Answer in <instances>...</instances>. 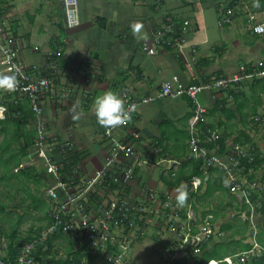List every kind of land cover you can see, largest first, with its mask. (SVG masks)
Instances as JSON below:
<instances>
[{
    "label": "crops",
    "instance_id": "obj_1",
    "mask_svg": "<svg viewBox=\"0 0 264 264\" xmlns=\"http://www.w3.org/2000/svg\"><path fill=\"white\" fill-rule=\"evenodd\" d=\"M221 1L79 0L81 25L70 29L65 23L62 0H0L1 8L7 9L3 19L16 33L27 64L37 67V73L43 77H54L55 91L42 94V118L49 138L72 142L77 151L84 152V159L79 163L82 178H91L101 170L111 149L110 141L104 136L105 128L99 126L94 114V101L105 91L111 90L123 97V90L129 88L132 97L139 101L157 96L163 82L174 75L189 84L216 76L233 78L239 74L241 65L255 66L257 61L254 62V55L259 56L260 60L264 58V36L251 34L250 26H247V15L259 22L264 20V6L255 0H233L232 9H239L235 20L240 26L230 30L236 35L241 28L245 33L244 38L234 41L233 47L222 44V51L214 49L219 47V41L211 43L213 24L210 20L207 22V15L215 11L219 16L224 8ZM223 3L224 6L229 4ZM168 17L188 20L190 25L191 18L196 17L197 24L192 28L195 34L190 35L191 31L186 35L189 43L179 52L160 49L157 55L149 56L142 50V44L152 40L154 30L161 27ZM137 23L144 26L148 40L138 41L134 38L133 26ZM62 24L64 27L61 29L59 26ZM198 32L202 36L196 38ZM201 39L202 42L199 41ZM51 41L53 45H50ZM56 45H63L58 49L63 55L47 59L45 55L53 51L51 47ZM207 50L212 56L206 53ZM241 52L245 54L244 61L237 59ZM179 53L184 61L177 59L176 54ZM200 59L201 63H197ZM68 88H71V92L62 97ZM217 91L203 92L200 99L207 109L206 123L221 135L223 145L219 152L227 160L233 144L242 143L236 138L243 134L241 137L245 141L244 137L247 136L249 143L242 144H246L256 155L251 177L264 186V124L256 120L257 116L264 115V82L255 78L232 84L228 90L218 91L214 99L212 93L214 95ZM124 99L127 103L128 98ZM217 102L219 105H216ZM190 103V99L184 96L161 98L141 105L131 122L117 128L113 135L117 140L132 143L142 160L127 158L122 166L133 164L135 177L130 182L127 195L134 203L148 207V222L156 242L166 234L170 245L173 237L164 228V219L151 212L154 208H160L164 195L171 198L173 206L179 210V219L176 216L170 218L175 223L185 221L182 220V211L186 216L195 217L198 222L208 214L214 216V234L204 243L202 252L194 256L201 262L205 252L216 254L218 245L227 250L226 256L248 250L252 223L257 229L258 240L264 244V187L253 192L254 206H250L240 195L229 192L225 174L219 168L211 171L198 192L191 191V180L180 179L174 187L169 185L168 182L174 184L181 176H189L197 163L192 161L195 159L188 145ZM239 110H242L241 115ZM20 112L18 119L0 121V177L9 166L4 165L6 160L10 159L16 164L20 152H15L21 151L26 142L28 135L20 138L22 131L18 126H22L27 134L35 131L37 115L33 109L22 108L15 113ZM75 116H79V119H74ZM11 122L15 123L14 132H10ZM17 122L20 125L16 126ZM135 134H139V138H135ZM10 139L15 140L12 144L15 150L8 147ZM31 154L33 151L28 155L21 154L20 160H25L23 169L34 166L37 174L46 173L45 166L41 161H33ZM186 165L187 168H184ZM51 182L53 178L46 174L42 180L37 176L32 179L21 174L14 179V185H10L7 194L1 189L11 203L19 202L7 209L14 212L16 219L13 223L20 216L19 220L24 217L22 226L29 220H33L28 225L30 227L48 224L46 214L49 206L45 202V192ZM178 188H186L188 192V200L183 207L176 204ZM150 190L156 194L154 201L148 198ZM1 197L4 200L5 196ZM54 240L60 252L57 259L65 258L70 247L67 240L63 236ZM166 248L164 246L162 252ZM180 256L179 260L185 257L184 253ZM190 264H197L196 260H191ZM253 264L264 263L258 261Z\"/></svg>",
    "mask_w": 264,
    "mask_h": 264
},
{
    "label": "built area",
    "instance_id": "obj_2",
    "mask_svg": "<svg viewBox=\"0 0 264 264\" xmlns=\"http://www.w3.org/2000/svg\"><path fill=\"white\" fill-rule=\"evenodd\" d=\"M222 1L228 4L233 0ZM63 2L68 24L69 19L77 16L78 0H63ZM220 12L227 16L219 21L220 26L228 24L234 16L233 9L228 6L221 9ZM175 20L173 17H168L160 28L155 29L152 34V46H149L148 42H144L143 51L149 56H153L165 46L182 49L186 45V40L179 37V34L190 26V22L184 20L181 32H179L180 29ZM249 30L253 35L264 36V20L256 23ZM4 42L10 48L5 47ZM15 48L14 38L5 32L3 25H0L1 72L11 73L13 70L18 72L19 87L13 92L19 93L20 96L27 94L30 99V105L37 115L38 136L35 143L38 146L39 160L45 161L47 171L57 177V182L46 191L49 199L54 202L53 208L48 213L50 223L34 240L23 247L17 264H41L34 259L33 253L37 251L40 245L46 251L47 240L57 234H63L71 240L74 250L81 248L88 250L90 254L82 259V264H87L90 258L93 259V264H133L129 256L132 245H134L135 240L143 239L146 236L147 225L150 224L148 222V207L132 204L124 191V188L128 190L130 182L135 176L133 164L131 163L132 166H122L123 160L133 158L142 162L134 145L117 140L113 135L117 128L110 131L105 129L104 136L110 141L111 149L103 168L91 178H82L81 173H79L81 181L69 180L68 176L67 180H64L61 176L63 166L56 163L53 158L55 149L59 148L62 153L69 154L75 152V147L72 143L51 142L48 139L46 124L42 118L43 108H41L39 101V94L43 90L55 91V80L54 78H39L31 67L18 57ZM251 67L253 71L250 73L247 72L246 65H241L239 74L233 78L210 77L200 85H185L179 76L174 75L163 82L157 96L143 98L139 101L132 97L129 89H125L122 95L124 98H128L126 105L134 106L132 119L139 106L157 99L180 98L184 95L190 98L194 108L193 116L189 120V150L191 156L200 158L204 162L201 168L202 175L194 177L189 183L191 191L198 192L204 185V179L211 174L214 168H219L225 174L229 192L232 195H240L244 202L254 206L253 192L262 190L264 187L259 181L251 177L253 166L256 163V155L246 144L235 143L227 156V160H225L219 152L221 135L214 132L206 123L207 109L200 99L203 92L228 90L232 84L241 81L258 78L264 82V58ZM218 91L214 92V99ZM68 92H71V88H68L62 97ZM11 100L5 101L0 95V114L6 113L9 117L18 118L21 116V112L20 114L15 113L17 108L15 111L9 108L8 104ZM256 120L264 124V115L257 116ZM134 137L139 138V134H135ZM107 173L112 174L111 180L123 190L117 189L109 193L110 190L104 184ZM95 194L97 196L90 201ZM147 195L151 201L156 199L154 190H150ZM160 204V208H154L151 212L154 216L162 218L166 215L165 211L168 210L167 218L163 222L167 232L173 235L169 245V251L172 255L168 257V261H174L175 254L178 256L183 253L186 256L189 252L193 256L200 254V247L214 234V216L208 214L198 222L195 217L189 215L183 223H175L170 219L177 216L172 199L166 196V200L161 201ZM166 221L167 223H165ZM251 226V244L248 250L234 256H226L222 260H213L203 264H253L258 261L264 263V244L258 240V232L254 223ZM0 264H6L1 253Z\"/></svg>",
    "mask_w": 264,
    "mask_h": 264
},
{
    "label": "trees",
    "instance_id": "obj_3",
    "mask_svg": "<svg viewBox=\"0 0 264 264\" xmlns=\"http://www.w3.org/2000/svg\"><path fill=\"white\" fill-rule=\"evenodd\" d=\"M258 1L260 2L261 5L264 6V0H258ZM1 5L2 4L0 3V24L5 27V32L8 33V34H11V36L14 38L15 44H16V48L15 49L17 50L18 57L25 64H27V62L25 61V59L22 56V52H21V48H20L21 46H20L18 40L16 39V37H17L16 33L11 30L10 26L8 25V22L7 21L5 22L4 19H3L4 15L7 13V11L3 10L1 8ZM228 6H229V8H233V6H234L233 1L230 2L228 4ZM254 20H256V19H254ZM175 21H176V23L178 25V28L180 29L179 32H181V26L183 24V20H175ZM59 27L62 29V27H64V25L62 24ZM4 44H5V47L10 48L9 45H6V42H4ZM50 45H53L52 41L50 42ZM62 46L56 45L54 47H51L53 49V51L47 53L45 55V57L47 59H50V58L54 59L55 57L57 58V57L62 56L63 54L58 50ZM164 49H166V51H170V52H174V53H176L175 51L179 52V50H176L175 48H172L171 46H165ZM176 57H177V59H180V62H181V60L184 61V59L182 58L180 53L176 54ZM197 63H201V59ZM246 67H247V72L250 73V72L253 71L252 70L253 68L251 66L246 65ZM41 77H43V76H41ZM50 77H52V76H47V78H50ZM220 77L221 76H216V78H220ZM206 79L198 81V82L194 81V82L191 83V85H200V83L205 82ZM45 91H50V90H43L39 94V101H40L41 104H43L42 103V94ZM0 95H2V97L4 98L5 101L8 100V99H12L13 100V101L11 100L9 102V104H8L9 108H12L13 111H15L16 108H17V111L18 110L21 111L22 108H32V106L30 105L31 101L27 97V94H22L20 96L19 93L16 94L14 92H6V91H3V90H0ZM184 96L187 97L186 95H184ZM190 102H191L190 104H191L192 110H191V114L189 116V119L193 116V108H194V105H193V102H192L191 99H190ZM216 105H219V102H217ZM241 111L242 110H239L240 115L242 114ZM20 123L23 124V122H20ZM18 124L19 123L17 122L16 126H18ZM18 128H20L21 131H22L19 134L20 138L28 135V136L25 137L26 142H25V144H23L24 146L22 147L21 151L19 150V151L15 152L16 154H18L20 152V154L17 155L16 164H15V162L10 161V159L6 160L4 165L6 166V165L9 164V166H8L6 172L2 175V177H0V242L4 241V237L5 236L7 237V245H6L7 247L4 248V244L5 243L0 244V253L2 254V252H4V250H6V256L3 257L6 264H17V259H18L19 255H20L23 247L26 244H28L29 242H31L32 240H34L41 231H43V230H45L47 228L48 224L50 223V219L48 217V213L53 208L54 202H52L49 199V196L46 195L47 192H45V196H47V199H45V202L47 203V206H49L47 214H46V218H47L48 224L46 226L44 225V227H41V225L40 226L39 225L38 226L37 225L36 226L35 225L31 226V227H29V232L25 236H21L19 234V231L23 227L22 225H23L24 217H21V219L19 220V218H20V216H19L17 221L15 223H13L12 220L9 219V213H12L13 211L12 210L11 211L7 210L8 208L12 207L11 202H10L11 200L9 198L8 200L6 199V201H4L1 198V196L7 197L6 194L8 192L9 187L14 185V179L16 180L18 177H20L21 174L23 176H27V177L29 176L32 179L35 178V176H37L38 179H40V180L45 178V174L51 176L53 178V182H51L52 184L50 186H48V188L51 187L52 185H54L57 182V177H55L54 175L50 174L47 171V167H45V172L46 173H41V174L40 173L37 174V169L34 166H32V167H30L28 169H23V161H25V160H20V157L22 156L21 154L28 155L30 153V151L31 152L33 151V154H31L32 160L33 161H41V160H39V157H38V154H37V150H31L30 149L32 147V145L35 143V141L32 140V139H35V137L37 135L38 124L35 125V131H33L32 133H28V134L23 132L24 130L22 129V126H18ZM242 135L243 134H241L239 137H237L236 141H240L242 143L243 142L249 143L250 139L247 138V136H245L244 137L245 141H244L243 137H241ZM48 139L51 140V138H48ZM57 141L62 142V143L65 142V141H61V139L60 140L57 139ZM10 142H11V144H8V147L13 148L12 144L15 143V140L10 139ZM219 143H220L221 148H222V145H223L222 141H220ZM13 149L15 150V148H13ZM21 152H23V153H21ZM83 157H84V152H79V151L76 152L75 151L74 153L65 154V153L61 152V149L56 148L53 158L55 159L56 163H58L59 165L63 166V168L61 170V176L64 178V180H67V176H68L69 180L70 179H74V180H80L81 181V177H80V174H79L80 173L79 163H80V161H82L84 159ZM192 158L195 159V160H192L193 162H197L195 168L193 169V172L191 174H189V176H187V175L181 176L179 178V180H176V182H174V184L171 183V181L170 182L167 181L171 187H174L176 185L175 183L180 181V179H183L185 181H190L195 176H201L202 175L201 166L204 164L203 160L200 159V158L199 159L195 158L193 156H192ZM259 158L257 159L258 160V164L261 163V161H259ZM197 160H202V162L201 161H197ZM9 167H13V168H9ZM184 168H187V165L184 166ZM22 169H23V171H21ZM134 176H135V172H134ZM105 179H106V181H105L104 184L110 190L109 193L113 192L114 190H117V189L118 190H123V188H120L117 184H115L111 180L112 179V174L107 173V176L105 177ZM1 189H3L6 194L4 192H2ZM124 191L126 192V195H127V189L124 188ZM96 196H97V194L93 195L91 197L90 201H92V199L94 197H96ZM165 199H166V196L164 195L163 198H162V201H165ZM129 200H130V202L132 204H137V203H134V201H132L131 199H129ZM8 201H9V203H8ZM180 213L182 214V217H183L182 220H186L187 216L184 214L185 212L182 211ZM165 214L166 215H164V217L162 216V218L164 220L167 218L168 210L165 211ZM204 215H206V214H204ZM6 224L9 225V231H7L5 229V225ZM245 227H246V225H245ZM224 231H227V229H224ZM61 236L65 237L63 234H57L56 236L50 237L47 240V243H46L47 244V250L46 251H44V247L40 245L38 247L37 251H35L33 253L34 259L39 261L41 264H82V259L85 256H87L88 254H90V253L88 252V250L83 249V248H81L80 250H74V245H73L72 241L69 240L67 237H65V239L67 240L68 245L70 246L69 247V252L67 253V256L65 258L57 259V257H58L60 252L58 250V247H57L54 239L56 237H61ZM139 241H142V238H139V239L135 240L134 244L139 242ZM205 243H207V242H205ZM203 246H204V244L200 247L201 252L204 249ZM222 248H223V246L218 245L215 248V250L218 251L216 254H209L208 252H205L203 257H202L201 262L197 258H194L193 254H191L189 252L183 259L178 260L177 262H175L173 264H190L191 260H193V259L196 260L197 264L207 263V262H209V260L213 261L214 259L222 260L227 255V250L222 249ZM93 262H94L93 259L90 258V260H89V262L87 264H93Z\"/></svg>",
    "mask_w": 264,
    "mask_h": 264
},
{
    "label": "rangeland",
    "instance_id": "obj_4",
    "mask_svg": "<svg viewBox=\"0 0 264 264\" xmlns=\"http://www.w3.org/2000/svg\"><path fill=\"white\" fill-rule=\"evenodd\" d=\"M255 1L260 4V2L258 0H255ZM221 4H222V6L224 8L226 7V6H224V3L222 1H221ZM3 10L7 11V9H3ZM238 10L239 9H237L236 11H235V9L233 10L235 16L232 17L231 21L228 24H225L223 26H220L218 22L222 18L227 17L225 13H219V16H218V14L215 13V11H211L210 13H208V15H207V22L210 20L212 22V24H213V29L210 30L211 43L219 41V47H216L214 49H217L218 48L219 51H222V47H221L222 44L223 45H225V44L226 45H229L230 44L233 47L234 41H237L239 38H244V34L245 33L241 30V28H239L237 30V34L236 35L233 33V31L230 30V29H233V28L236 29V27H239L240 26L238 24V22L235 20L236 14L238 13ZM26 20H29V19L26 18ZM258 22L259 21L257 19L254 20L251 15L250 16L247 15V23H248L247 26L249 25L250 28L253 27ZM196 24H197V18L196 17H192L191 18V25L188 26L185 31H182L179 34V37L184 38L186 40V45H188V43H189L186 35L189 32L192 31V28L195 27ZM79 25H81V24H80V20H79V7H78L77 16H75V18L69 19V22L67 24V27L70 28V29H73V28L78 27ZM26 28L29 29V27H27V26H26ZM191 34H195V31H192L190 33V35ZM195 36H196V38L198 36L201 37L202 36V33L198 32ZM199 41L202 42V39L199 40ZM147 42H148L147 44L149 46H152L151 43L153 42V40L147 41ZM242 44H243V40H242ZM142 50H143V48H142ZM176 50H179V49H176ZM203 52H205V49L203 50ZM206 53L209 54L210 56H212V53L209 50H207ZM238 55L239 56H238L237 59H243V61H244L245 54L241 52ZM153 56H155V55H153ZM253 60H254V62L257 61L256 62V64H257L258 61H260V57L254 55ZM31 69L35 73H37L39 71L37 69V67H31ZM1 70L2 69H0V72H1ZM38 75H40V74H38ZM183 84L190 85L189 83H185V82H183ZM125 89H129V88H125ZM211 97H214L213 93H212V96ZM14 125H15V123L14 122H11V127H10L11 130H10V132H14V130H15ZM37 136H38V132H37V135H36L35 139L37 138ZM35 139H34V141H35ZM55 141L56 140L52 139V142H55ZM56 142H58V141H56ZM31 149L32 150H38L37 144L34 143L33 144V147ZM41 164L46 167V162L45 161L42 160ZM82 173H83V171H82ZM158 182H159V180H158ZM160 187L161 186H159V188ZM1 198H3V197H1ZM8 199L9 198H7V200ZM4 201H6V197L4 198ZM18 203L19 202L11 203V205H15V204H18ZM23 208H24V206H23ZM174 209H175V211L177 213L176 214L177 215L176 216V219H179L178 218V216H179V210L177 208H175V207H174ZM13 213L14 212L9 213V219H11L12 222L16 219V217L13 215ZM32 222H33V220L26 221V223L24 224V226L19 231V234L21 236H25L29 232V227L30 226H28V225H30ZM5 229L7 231H9V225L8 224L5 225ZM152 234H153V230L150 229V224H148L147 225V230H146V236L142 239V241H140L137 244H135L133 246V248H131V250H130V255L129 256H130L133 264H173V263H175L178 260V258H181V256H178V255L175 254L174 261H172V260H171V262L170 261H167L168 260V257H171V255H172L171 252L169 251V245H168V242H167V239H169V236H167L166 234H164L163 236H161L160 241L156 242L154 240V238L152 237ZM159 242H160V244H159ZM3 243H5L4 244V248L7 247L6 246L7 245V237L6 236L4 237V241L3 242H0V244H3ZM164 246H165V248L166 247L167 248L162 253V249H163ZM2 255L4 257V256H6V253L2 252ZM163 258H167V259H163Z\"/></svg>",
    "mask_w": 264,
    "mask_h": 264
},
{
    "label": "clouds",
    "instance_id": "obj_5",
    "mask_svg": "<svg viewBox=\"0 0 264 264\" xmlns=\"http://www.w3.org/2000/svg\"><path fill=\"white\" fill-rule=\"evenodd\" d=\"M78 7H79V0H78ZM64 10H65V23L67 26L65 5H64ZM133 36L138 41L141 40L146 41L149 39L148 34L144 31V26L139 23L133 26ZM30 67H35V66H30ZM37 76L39 78H47V77H41L38 74ZM50 78H54V77L52 76ZM18 87H19L18 72H16L15 70H13L11 73L0 72V90L6 92H13L16 91ZM134 110H135L134 106L126 105L125 99L117 92L111 90L105 91L101 96L97 97L94 101V114L96 117V121L99 124V126L109 131L125 126L128 123H130L132 119V113ZM7 118L18 119L15 117H9L8 115H6V113L0 114V119H2L0 121H5L7 120ZM74 119H79V116H75ZM50 141L52 142V139ZM58 143H62V142L58 141ZM64 143H72V142L68 141ZM74 147H75V151L77 152L75 145ZM175 199L177 206L183 207L188 200V192L186 188H178Z\"/></svg>",
    "mask_w": 264,
    "mask_h": 264
}]
</instances>
